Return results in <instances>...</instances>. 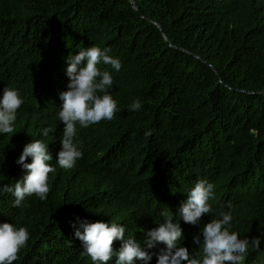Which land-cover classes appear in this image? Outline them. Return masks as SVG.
I'll list each match as a JSON object with an SVG mask.
<instances>
[{"label": "trees", "instance_id": "obj_1", "mask_svg": "<svg viewBox=\"0 0 264 264\" xmlns=\"http://www.w3.org/2000/svg\"><path fill=\"white\" fill-rule=\"evenodd\" d=\"M90 46L121 62L119 71L98 65L113 77L119 110L110 121L77 124L83 155L62 169L67 57ZM5 87L24 103L15 132L0 133V184L22 180L16 161L32 140L47 144L56 169L43 201L31 195L15 207L12 193L0 194V223L29 232L13 264H93L74 235L81 221L130 217L125 239L138 240L165 211L198 259L193 236L231 213L230 231L260 239L240 264H264V0H0V96ZM136 100L142 107L132 110ZM201 179L214 185L212 212L190 225L179 209ZM156 263L153 254L147 264Z\"/></svg>", "mask_w": 264, "mask_h": 264}, {"label": "clouds", "instance_id": "obj_2", "mask_svg": "<svg viewBox=\"0 0 264 264\" xmlns=\"http://www.w3.org/2000/svg\"><path fill=\"white\" fill-rule=\"evenodd\" d=\"M109 48L90 46L78 51L74 56L67 57L66 74L69 78L67 90L60 93L63 103L58 113L63 123L61 149L58 151L56 161L62 169H72L83 153L74 142L77 134V124L87 128L101 120H112L119 110L117 101L109 94L114 80L106 70L98 65L103 62L111 65L116 71L121 68L119 59L107 53ZM102 94V95H101ZM24 103L18 90L3 89L0 96V133L13 134V124L17 110ZM132 110H139L142 104L136 100L130 106ZM54 132L52 128H44L43 135ZM151 135V132H146ZM31 162H26L27 158ZM53 160L48 151L47 144L40 140L31 141L23 147L17 159L26 174L22 180L16 181L14 187L0 184V194L12 193L13 206L19 207L27 196L35 195L45 200L50 192L49 173L55 168L49 163ZM214 185L205 180H199L187 193V199L179 209L183 221L190 225H198L205 215L212 212L209 204L213 197ZM118 203L113 204L114 207ZM163 222L148 231L142 232L138 240L134 237L125 239L126 223L130 217L123 219L113 218L116 223L104 221H81L80 228L74 232L76 238L82 242L83 255H87L93 264H108L115 257V264H135L140 260L147 262L152 255L157 256L156 264H240L249 249L260 247L259 237L249 240L241 239L235 231H230L231 213H220L221 218L210 219L203 225L202 232L193 236V244H202V258L191 256L189 249L181 245L184 239L183 230L179 222H174L173 215L168 211L161 213ZM82 229V231L80 230ZM202 235V239H201ZM29 232L25 227H16L12 223H0V264H13L19 259V251L26 245ZM122 241L120 247H114L115 241ZM163 244L158 253L146 249H153ZM143 245V246H142Z\"/></svg>", "mask_w": 264, "mask_h": 264}, {"label": "water", "instance_id": "obj_3", "mask_svg": "<svg viewBox=\"0 0 264 264\" xmlns=\"http://www.w3.org/2000/svg\"><path fill=\"white\" fill-rule=\"evenodd\" d=\"M132 1V0H131ZM134 7L136 8V6L134 5ZM157 26L161 29V32L163 33L164 39L168 42L167 37L164 34V31L162 30L161 26L159 24H157Z\"/></svg>", "mask_w": 264, "mask_h": 264}]
</instances>
